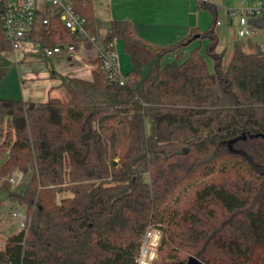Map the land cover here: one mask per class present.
<instances>
[{"label": "trees", "instance_id": "1", "mask_svg": "<svg viewBox=\"0 0 264 264\" xmlns=\"http://www.w3.org/2000/svg\"><path fill=\"white\" fill-rule=\"evenodd\" d=\"M198 1L211 26L171 47L111 24L102 47L113 53L122 40L133 66L123 85L99 58L92 80L51 72L66 100L0 99V122L15 135L2 145L0 191L29 219L0 264H139L148 230L162 233L160 250L175 264H264V56L236 41L225 64L221 7ZM73 2L94 36L93 0ZM41 33L49 47L81 41L58 19ZM168 54L176 59L163 63ZM7 73L0 68V82ZM15 170L25 177L17 188Z\"/></svg>", "mask_w": 264, "mask_h": 264}, {"label": "crops", "instance_id": "2", "mask_svg": "<svg viewBox=\"0 0 264 264\" xmlns=\"http://www.w3.org/2000/svg\"><path fill=\"white\" fill-rule=\"evenodd\" d=\"M221 9H234L242 3L250 4L260 0H212ZM231 1L232 5H229ZM93 14L95 20L96 43H74L75 52L67 50L61 55L48 59L42 54L43 62L26 63L24 53H0V68L8 70L7 76L0 82V99L18 100L24 102L45 103L53 92H58L59 98L61 81L54 78L52 71L60 76L92 80L93 71L98 67L99 48H101L111 24L115 21L129 22L135 35L151 46L167 48L174 46L194 32L203 33L211 26L213 17L207 10H202L198 0H93ZM221 25L217 26L220 47L232 54L236 41H242L248 53H264V10L255 17H251L248 26L251 34L242 38L239 34L238 18H230L221 11L219 16ZM222 40L228 41L226 43ZM193 43L185 50L188 55L197 47ZM230 47V50H228ZM115 53L119 75L126 77L132 71L129 56L125 53L122 40H116ZM34 56V55H32ZM40 58V57H39ZM175 54H168L163 63L172 62ZM210 71L213 62L209 60ZM152 128V124L150 125ZM153 130V129H152ZM152 134V131L149 132ZM7 241V240H6Z\"/></svg>", "mask_w": 264, "mask_h": 264}, {"label": "built area", "instance_id": "3", "mask_svg": "<svg viewBox=\"0 0 264 264\" xmlns=\"http://www.w3.org/2000/svg\"><path fill=\"white\" fill-rule=\"evenodd\" d=\"M0 6L3 34L14 54L19 52L25 55L42 54L48 59L59 56L66 50L73 54L75 52L74 44L57 47H49L44 44L41 31L50 26L54 19H58L70 33L80 36V42L96 43L95 37L86 28V21L76 12L73 0H0ZM263 10L264 0L252 1L250 4L242 3L240 7L234 9H221L230 18H238L239 34L242 38L252 33L248 26L249 19L260 15ZM219 25H221L220 21L217 22V26ZM99 58L102 59L104 67L111 71V78L123 85L125 77L119 75L116 53H108L101 46ZM23 178V174L15 170L9 177V183L13 187H17L23 182ZM14 216L19 218L20 227L27 231L28 216L21 212V207L18 205ZM160 236L159 231L148 230L143 246L149 242L152 245L157 244ZM151 259H153V255Z\"/></svg>", "mask_w": 264, "mask_h": 264}, {"label": "rangeland", "instance_id": "4", "mask_svg": "<svg viewBox=\"0 0 264 264\" xmlns=\"http://www.w3.org/2000/svg\"><path fill=\"white\" fill-rule=\"evenodd\" d=\"M229 2V1H228ZM229 5H225L226 7H229L232 5L231 1L229 2ZM222 42L226 43V41L222 40ZM228 43V41H227ZM226 43V45H227ZM202 48L204 51V47H205V42L202 44ZM230 50V47H228ZM229 53H227L226 57H225V64H228L230 59H231V54L230 51H228ZM261 56H264V53H259ZM175 59H173L174 61ZM25 61L26 63H31L33 61H38V62H43L44 59L43 58H39V55H30V56H25ZM60 93H64L65 95V91L60 88ZM52 98H59L58 97V92L55 91L53 92V94L51 95V97H49L48 101ZM67 96L65 97L64 100H66ZM152 123L148 122V132L152 131V128L150 127ZM15 139V135H14V131L9 127V122L7 119H5L3 122H0V167L5 159V157L8 155V148H3L2 145L3 143H9V142H13ZM24 177V175H23ZM25 177L23 178V182L20 184L22 185L24 183ZM20 185H18L17 187H19ZM14 187V188H17ZM71 196L69 193H63L59 196V200ZM19 206V205H18ZM21 207V206H19ZM16 208L17 205L15 203L10 202L9 200L6 199V196L3 192L0 191V250L4 249L6 240L11 237L12 235L18 234L21 231H24L21 227H20V220L19 218L14 216V213L16 212ZM21 212L26 214V209L24 207H21ZM154 231V230H153ZM158 232V231H156ZM161 234V238L158 241L157 244L152 245L150 242L143 246V250H142V254L141 257L139 259V264H167V263H172L175 264L174 261L165 259L166 254L163 253V251L160 250V245H161V239H162V233ZM153 255V259H151V256ZM182 259L184 260V257H182ZM189 258H187L185 261L186 262ZM246 264H258L257 262H246Z\"/></svg>", "mask_w": 264, "mask_h": 264}, {"label": "water", "instance_id": "5", "mask_svg": "<svg viewBox=\"0 0 264 264\" xmlns=\"http://www.w3.org/2000/svg\"><path fill=\"white\" fill-rule=\"evenodd\" d=\"M179 264H204V263L200 261L198 258L191 256L186 262Z\"/></svg>", "mask_w": 264, "mask_h": 264}]
</instances>
